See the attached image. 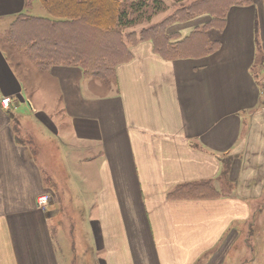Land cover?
Wrapping results in <instances>:
<instances>
[{
	"label": "crops",
	"instance_id": "obj_1",
	"mask_svg": "<svg viewBox=\"0 0 264 264\" xmlns=\"http://www.w3.org/2000/svg\"><path fill=\"white\" fill-rule=\"evenodd\" d=\"M21 14L52 19L41 0H0V264H264V0L231 7L203 57L128 43L116 83L40 71L6 39ZM198 184L219 194L172 195Z\"/></svg>",
	"mask_w": 264,
	"mask_h": 264
},
{
	"label": "trees",
	"instance_id": "obj_2",
	"mask_svg": "<svg viewBox=\"0 0 264 264\" xmlns=\"http://www.w3.org/2000/svg\"><path fill=\"white\" fill-rule=\"evenodd\" d=\"M52 19L19 15L7 32L10 45L40 71L55 65L79 66L90 77L116 83L119 65L132 59L130 44L150 41L154 52L165 60L203 57L219 48L208 39L211 29L223 30L228 10L233 6H250L252 0H200L191 5L185 19L173 17L149 29L124 33L137 23L139 11L151 6L153 16L163 9L160 0H41ZM151 3V4H150ZM195 11L191 12V10ZM184 10V9H183ZM182 13V10H180ZM144 11L142 14H145ZM193 13V14H191ZM208 13L212 20L197 28L187 39L173 42L167 26ZM169 21V22H168ZM210 184L188 185L174 194L176 198H199L218 195Z\"/></svg>",
	"mask_w": 264,
	"mask_h": 264
},
{
	"label": "rangeland",
	"instance_id": "obj_3",
	"mask_svg": "<svg viewBox=\"0 0 264 264\" xmlns=\"http://www.w3.org/2000/svg\"><path fill=\"white\" fill-rule=\"evenodd\" d=\"M124 1H126V0H124ZM127 1L130 2L132 0H127ZM133 1H135V0H133ZM150 1H152V0H150ZM160 1H162V3H163V9L158 11L157 15L153 16L154 10L151 7L152 4L150 3L151 6L145 8L144 10L139 11L137 13L139 15V19L137 20V23L133 26H130V28H126L124 30V33L126 34V33L136 32V34H139L141 32V30L147 29V28L149 29L153 25L158 24V23L164 21L165 19L168 20V18H170V16L173 17L172 20H174V21L178 20V19H181V20L185 19L190 14H188L186 12L184 13L183 11H185V9L190 10L191 5L194 4V2L200 1V0H160ZM180 10H182V13H180L181 12ZM144 11L146 13L142 14ZM193 11H195V9L191 10V12H193ZM191 14H193V13H191ZM195 16H197V15H195ZM170 25L171 24L169 23L167 26V30H168ZM19 57L22 60H24L20 55H19ZM24 62L28 68H31V70H33V72H36L35 74H39V72L36 71V69H34V67L32 65H29L25 60H24ZM28 106L30 107L29 103H28ZM21 112L23 114L28 113V112L30 113V111H28L24 105L22 106ZM35 128H36V132L34 134L32 133V135H30L32 138V141L34 142V145L39 144L41 146H44V149L48 148L47 151H48V153H50L49 152L51 150L50 145L55 146L53 139L49 140V143L46 144L45 139L47 137V133L44 130V128L37 122H36ZM59 154H61V153L59 152ZM62 188H61L62 191H58V192L56 191V193H57L56 202L60 204V203H64V201H65V204H66V201H68L69 193H67L65 191L64 185H62ZM52 200L53 199L50 196V201H52Z\"/></svg>",
	"mask_w": 264,
	"mask_h": 264
},
{
	"label": "built area",
	"instance_id": "obj_4",
	"mask_svg": "<svg viewBox=\"0 0 264 264\" xmlns=\"http://www.w3.org/2000/svg\"><path fill=\"white\" fill-rule=\"evenodd\" d=\"M263 93H264V90H263ZM11 98H5L3 99L2 101V105L5 107V108H9L10 104H11ZM38 202H39V206L40 208L42 209H47L49 207V204H50V197L49 196H42L38 199Z\"/></svg>",
	"mask_w": 264,
	"mask_h": 264
}]
</instances>
